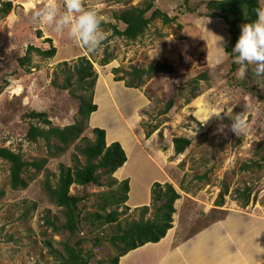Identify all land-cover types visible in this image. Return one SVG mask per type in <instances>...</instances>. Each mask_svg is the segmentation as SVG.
I'll list each match as a JSON object with an SVG mask.
<instances>
[{
    "label": "rangeland",
    "instance_id": "374dc122",
    "mask_svg": "<svg viewBox=\"0 0 264 264\" xmlns=\"http://www.w3.org/2000/svg\"><path fill=\"white\" fill-rule=\"evenodd\" d=\"M6 1H11L13 7L0 19V147L20 153L27 161L46 158L47 162L41 171L29 168L24 172L22 176L29 185L15 190L10 186L11 163L0 158V264H57L46 242L51 241L53 249L62 251L61 242L75 243L81 239L85 240L81 247L93 253L89 264H111L118 253L109 240L114 233L112 226L106 224L90 231L91 227L82 220L78 233L70 237L68 231L56 233L46 224L47 218H56L59 225L66 219L62 208L44 191L43 181L48 174L55 183L62 166L75 164L74 154L78 153L80 162L85 163L77 147L83 146L86 139H93L96 127L106 130L108 141L122 145L129 162L121 175L117 171L112 176L102 175V186L71 187L72 194L86 198L79 203L82 218L98 211L100 195L116 190L117 184L109 185L113 179L130 180L132 195L120 206V220L124 224L138 220L140 215L152 217V207L145 216L137 208L150 206L151 196L143 205L135 203L148 198L155 182L163 184V171L167 182L180 194L175 202L173 226H180L183 233L198 231L225 212L264 218V99L260 97L264 95V76H258L253 65L233 62L224 50L228 40H224L221 21L217 22L221 29L203 22L208 21L203 14L208 11L209 0H153L154 9L177 19L170 24L160 19L152 21L135 41L115 35L112 25L123 30L125 25L115 14L144 0H131L129 4L83 0L86 8L96 9L104 20L106 39L95 52L79 46L67 27L57 33L55 21L40 25L33 21V12L49 0H0V7ZM55 4L57 19L67 15L63 0H55ZM30 45L43 50L55 46L57 52L53 57H42L33 51L30 62L22 66L19 59L27 54ZM80 56H87L98 74L94 87L97 109L91 113L87 129L64 152L50 148L41 138L29 141L26 134L32 123L49 127L30 118L32 111L47 112L51 126L61 128L81 119L78 99L70 89L61 87L67 71H72ZM105 56H109V61L103 65ZM133 66L154 68L151 75L143 77L139 87L126 85ZM240 73H244L242 78ZM202 74L207 75L198 79ZM116 76L124 79L116 80ZM195 86L197 90H192ZM171 98L175 103L166 112ZM237 117L243 119L244 127L235 132L232 124ZM180 136L191 142L184 153L176 154L173 139ZM59 144L52 138V146ZM148 156L161 161V169ZM259 160L261 168L242 167ZM140 163L141 172L136 167ZM245 187L252 189L247 204L238 192ZM226 189L224 206H217L218 195ZM160 243L159 247L164 245L166 249V241ZM133 255L142 258L140 264H153L160 256L151 248L136 250ZM127 262L135 264L132 255L124 258L123 264Z\"/></svg>",
    "mask_w": 264,
    "mask_h": 264
},
{
    "label": "trees",
    "instance_id": "16d2710c",
    "mask_svg": "<svg viewBox=\"0 0 264 264\" xmlns=\"http://www.w3.org/2000/svg\"><path fill=\"white\" fill-rule=\"evenodd\" d=\"M129 4L131 0H117ZM187 2V0H186ZM13 7L11 1L2 3L0 7V19L8 15ZM155 4L153 0H144L140 5H129L115 14V18L121 21L125 28L119 29L116 25H112L115 35L124 36L130 41L137 40L142 36L150 23L156 19H160L164 24H170L176 21L177 16H170L168 13L154 9ZM207 12L203 14V19L211 22L214 26L217 25L220 29L222 25L217 22L221 21L227 27L229 33V40L224 45V50L230 54V58L234 61L235 54L232 52L237 38L240 35L241 26L245 23H250L255 19L256 11L263 9L261 0H209L206 2ZM154 9V10H153ZM152 13L147 16V13ZM190 12H194L189 8ZM210 18V19H209ZM226 25V26H225ZM181 27V25H179ZM41 36V32H39ZM51 41L50 38L47 40ZM36 52L42 57L55 56L57 49L55 46L43 50L37 46L30 45L27 49V54L20 58V64L25 66L30 62L31 52ZM109 56H105L101 63L104 65L108 63ZM67 63V62H65ZM28 67V66H27ZM28 70V69H27ZM120 71L115 69V72ZM153 66L138 67L133 66L129 72L131 79L126 82L128 87H139L144 76H149L153 73ZM207 74L200 75V78H205ZM75 77V80L72 79ZM124 77L116 76V80H123ZM196 79V80H198ZM98 80V74L95 72L93 63L87 56L78 57L77 61L72 67V71L68 70L64 78V84L61 86L65 89H70L72 95L78 99V113L81 119L73 124L64 127L51 126L47 112L32 111L28 116L32 119H38L42 123L49 126L44 128L39 124L32 123L27 131L26 138L29 141L37 142L39 138L44 139L46 144L57 151L64 152L71 144L81 138L84 131L88 127V119L96 109L97 104L94 102V87ZM197 90L193 87L192 90ZM81 91L83 94H77ZM196 94H193V97ZM264 99V95L260 94ZM175 103L174 98H171L166 104L165 111H169ZM93 139H86L83 146L77 147L79 154L85 158V163L80 162L78 153L73 155L75 164L69 167H61L59 178L53 183L47 174L43 181V189L52 200L54 204L62 208L63 215L66 221L59 225L57 219H46L47 226L51 227L54 232L68 231L70 237H73L81 227L82 220L89 225L90 231L99 229L108 224L113 227L114 233L110 235L109 240L113 246L118 250L117 255L111 260V264H119L121 257L128 254L147 243H157L163 239L167 232L173 227V216L177 212L175 202L180 198L179 192L170 182H155L151 189V205H144L137 207L141 214L145 216L150 207L154 209L152 217H139L137 220L127 221L125 224L120 220V215L123 210L120 206L126 203L130 196V180L124 179L120 182L113 179L109 185H116V190H110L108 193L100 195L101 203L97 212L87 214L82 218V211L79 203L86 199L84 196H79L71 193V187L87 186L90 184L102 186V175L112 176L118 169L124 166L127 162V155L122 145L119 142H113L109 146L106 143V130L96 127L93 128ZM56 138L59 145L52 146L51 140ZM190 139L184 136L175 137L173 139L174 149L176 154H182L190 144ZM261 144V148H263ZM0 158L5 159L11 163L10 165V186L12 189L18 190L20 188H27L29 181L23 178V173L29 171V168H34L36 171H41L46 162V158L39 160L27 161L24 160L20 153H15L9 148L0 147ZM244 169H251L253 167L261 168L260 160L258 162L245 163L242 166ZM251 187H245L240 192L244 196V203L247 204L251 195ZM228 193V189L218 195L215 202L217 206L224 205V195ZM36 207L34 203L33 208ZM85 240H78L75 243L65 241L62 243V251L55 250L52 247L51 241H47L49 253L57 260V264H89L92 258V250L85 251L81 244Z\"/></svg>",
    "mask_w": 264,
    "mask_h": 264
},
{
    "label": "crops",
    "instance_id": "0c3cea01",
    "mask_svg": "<svg viewBox=\"0 0 264 264\" xmlns=\"http://www.w3.org/2000/svg\"><path fill=\"white\" fill-rule=\"evenodd\" d=\"M261 5L264 9V0H261ZM227 36L228 32L225 27L223 34L225 41ZM106 142L107 144L112 143L107 140V134ZM148 158L156 167H159L157 169H161V161L149 156ZM128 162L129 159L124 166H128ZM124 166L117 170V174L121 175L125 172ZM136 167L140 168L141 172V163ZM163 174L164 179L161 182L164 183L168 178L165 171ZM127 176L129 175L124 177ZM130 193L132 195L131 190ZM150 196L151 194L145 200L136 202L135 205H143L150 200ZM222 209L226 210L223 207ZM168 234L171 236L167 240ZM162 241H166V249L163 248L164 245L162 248L159 247ZM144 248H151L160 255L157 256V261H152L153 264H264V218L251 214H226L225 212L221 218L210 221L204 228L191 234L181 232L180 226H173L159 242H150L130 251L121 257L119 264H123L124 258L129 255H132L135 264H140L142 258L134 256L133 252Z\"/></svg>",
    "mask_w": 264,
    "mask_h": 264
},
{
    "label": "clouds",
    "instance_id": "9594fccd",
    "mask_svg": "<svg viewBox=\"0 0 264 264\" xmlns=\"http://www.w3.org/2000/svg\"><path fill=\"white\" fill-rule=\"evenodd\" d=\"M63 6L67 15L57 19L55 0H49L42 9L33 12L32 19L37 25L55 21L57 33L63 32L67 27L70 37L79 41V46L95 52L106 39L102 28L103 18L96 9L86 8L83 0H63ZM231 50L235 54L234 63L253 65L255 73L264 76V9H258L255 19L241 26L240 35ZM243 75L244 73H240L241 78ZM243 127L241 117L233 120L232 128L235 132Z\"/></svg>",
    "mask_w": 264,
    "mask_h": 264
}]
</instances>
